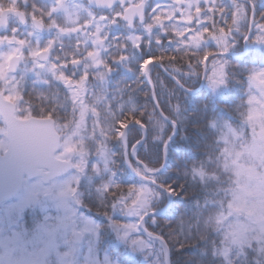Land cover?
Returning a JSON list of instances; mask_svg holds the SVG:
<instances>
[{
	"label": "trees",
	"instance_id": "obj_1",
	"mask_svg": "<svg viewBox=\"0 0 264 264\" xmlns=\"http://www.w3.org/2000/svg\"><path fill=\"white\" fill-rule=\"evenodd\" d=\"M253 1L257 8L255 20L264 23V0ZM219 2L231 13L234 0ZM235 2L247 7L248 20L230 38L231 52L243 51L245 33L248 34L250 28L249 6L238 0ZM256 34L254 25L244 57H217L227 60L230 65L226 88L214 92L206 81L201 91L190 93L188 89L200 86L203 72L194 74L183 68L178 73L169 65L173 70L170 72L184 85V90L172 78L159 73L160 108L172 123L165 120L152 104L142 108L141 112H138V107L126 109V115L134 112L147 125L148 138L139 153L141 160L150 167L163 164L165 144L175 128L178 131L167 147L166 169L154 177L158 183L170 186L177 193L172 196L171 211L150 216L146 221L148 229L163 237L168 244L171 264H227L221 255L225 246L230 249L228 259L232 264H264V254L259 251L264 247V229L255 230L252 236L237 245L230 238L234 222L242 224L258 217L257 210L250 212L247 207L234 210L238 197L247 186L264 195V122L261 124L253 117L245 119L249 108L244 103L247 75L252 69L264 68V45L255 43ZM213 46L215 42L208 41L201 50H209ZM133 132L138 134L139 130ZM193 168L202 169L203 177L197 175L194 178ZM157 191L161 200L154 206L163 207L169 203L170 196L161 189ZM100 201L94 205L104 211L111 209L108 206L111 202H106V205ZM3 211L4 228L7 229L9 219ZM11 218L15 228L27 232V238L28 232L31 234L43 221V214L33 210L21 219L17 211ZM122 236L119 231L103 233L105 248L121 264H151L155 257L165 259V245L159 240L140 233L136 238L151 244L149 249L142 251L132 245V237L125 240Z\"/></svg>",
	"mask_w": 264,
	"mask_h": 264
},
{
	"label": "snow or ice",
	"instance_id": "obj_2",
	"mask_svg": "<svg viewBox=\"0 0 264 264\" xmlns=\"http://www.w3.org/2000/svg\"><path fill=\"white\" fill-rule=\"evenodd\" d=\"M120 2L121 5L124 4V0H120ZM95 3L101 7L112 8L114 0H95ZM58 4L62 6L63 0H58ZM145 4L146 0H136L135 3H130L129 6L122 7V10L114 11L111 17H100V21H108L112 25L117 24L119 21H124L130 28L133 27L134 22L138 20L141 24H144V31L149 34V39L147 40L149 46L153 43L150 37L154 29H160L164 36H170L172 38L168 40L170 47L167 51H161L156 55H149L140 62V72L151 79L152 65H171L178 73L181 72L183 68H187L189 72L194 74L203 72L207 79L208 86L214 92L218 89L226 88L229 81L230 68L228 61L217 59V54L211 50L202 51L201 49L206 42L215 41L216 45L219 46L221 53H227L229 49L233 47L230 42L233 33L239 31L240 25L248 20L247 7L239 5L234 0L233 9L230 17H228L225 15L228 10L221 5L219 0H170L169 5L154 6L152 9L151 20L145 24ZM253 8H255V5H253ZM10 10L14 11L15 9ZM56 10V8H52L46 13V15L51 17L52 13ZM32 19L35 28L43 29L47 27L50 29L55 27L60 34L80 32L83 29L92 27L93 22L95 21V17H92L91 19L86 20L83 25L66 29L59 27L55 20H52L51 23L45 25L43 17H37L35 14H33ZM251 22L257 29V34L254 38L255 43L264 45V23L255 20V12L252 13ZM11 31L13 33L11 36H0V45L7 42L9 45L15 43L20 47L13 48L8 53H0V58L4 60V64L0 65V80L5 79L4 71L7 68L13 67V64L11 63L13 60L24 58L21 53V48L28 43L26 40L19 39L15 36L18 29L13 28ZM101 32L102 28L97 26L94 32L90 34L94 47L86 48L83 58L79 55L73 54L66 58L61 64L52 63L48 68V71L53 74L56 80L63 82V84L67 86L70 92L69 98L77 103H79V93L86 88V83L89 79V67H103L105 72L100 73L103 79H106L107 76H110L113 72L112 66L100 55L101 50H108L106 47L108 35H101ZM248 38L246 32L245 40ZM112 39L119 40L120 37H113ZM55 43L54 40H50L43 48L39 46L32 48L30 50V56L32 58H40L47 61ZM144 43V36L140 34L128 36L125 39V42L116 45L121 51L118 55H113L111 57L113 63L123 64L130 59V57L126 55V50L129 48V45L133 48L141 49ZM173 43L175 44L174 47H172ZM155 44L163 45V41L160 38H157ZM79 46L80 41H77V49ZM82 64H84L85 67L81 72L79 79H74V76L69 75L66 71L69 65L79 67ZM39 67L44 68V65L41 64ZM253 89L259 92V97L253 93ZM4 99L15 106L17 102L22 100V96L19 92H15L13 95L4 97ZM244 103L249 108V114L245 119L251 120L252 113L264 111V68L252 69L247 75V92ZM257 105L259 107H255ZM93 112H95V109H93ZM53 115L54 113L50 111L46 114V118L52 119ZM142 115L143 113H141V116ZM80 118L81 120L85 119L84 112H81ZM31 119V115L23 117L24 121ZM165 119H167V117H165ZM130 124L139 125L142 129L147 131V125L143 123V120L140 117L132 112L124 116L122 119H117L115 121L113 138L126 143V131L129 129ZM262 131H264V128H262ZM161 132H163V126H161ZM0 134L5 137L4 140H0V151L5 153L12 152L14 156L20 158L22 156L23 145L22 129L18 127L11 118H9L7 129L0 130ZM102 135L107 136V133H102ZM156 139H159V137H156ZM169 139H171V137H169ZM80 143L83 144L84 141L81 140ZM56 146L57 145L55 144L53 145V147ZM166 146L167 145L165 144V147ZM133 148H135V145ZM76 151L77 145L68 142L64 146V153L53 159L67 164L69 162L64 159V157L67 154ZM79 151L82 156L85 155L84 148H80ZM100 154L104 161L103 168H101L100 165H94L93 172L96 174H100L101 171L108 172L112 175L113 179L108 183H104L99 191L103 192L106 196L111 197V208L113 210L119 209L128 216L136 218V222L134 223L115 224L116 229L123 233L122 238L127 240L132 233L141 231V225L144 224L146 217L155 215L154 203L159 200L160 192L154 190L152 185L157 183L154 179L157 169L149 167V165L143 161H138L140 167L133 169V171L137 176H140L142 180L146 181V183L140 186H124L115 181V172H112L109 167L110 156L104 145H101ZM39 163V160L28 161L18 176L13 174L10 170H6L3 164L0 163V205H3L6 200L9 202L7 208L4 209L7 216L11 217L13 213L19 211L20 218L24 219L28 213L33 210L44 211V209L40 207V201L36 195V189L42 185V181L38 180L35 184H28V182L23 179L24 171L28 173L29 178L42 174L45 176L51 174L42 173L41 168L38 166ZM75 167L81 172L85 171L83 161L80 164L75 165ZM53 169L54 171H62V169L55 165H53ZM192 173L194 178L197 175L200 177H203L204 175L202 169L198 168H193ZM6 187L8 188V191L5 194L4 190ZM158 187L167 192L169 196L177 194L170 186L160 184ZM22 189L24 190L23 197L21 193ZM68 193L78 196L79 189L69 188ZM68 193L61 192L60 195L63 196ZM43 194L46 197L49 196L50 190L45 189ZM20 199H23L24 206L22 208H19L17 203ZM77 203L79 204L80 201L77 200ZM30 205H35V207ZM234 210L238 211L239 209ZM159 211L163 214H167L171 211V206L161 208ZM107 214L108 213L105 212V215ZM50 219L51 217L45 216L43 221L47 222ZM217 223H219V218H217ZM61 224H63V220H61ZM87 230L88 229H85L84 231ZM144 231H147V229L145 228ZM82 236L83 231H74L73 241L69 242L66 240L65 243L78 244ZM148 236L152 239L163 242V237L154 236L152 232H148ZM225 240H227V237H225ZM131 243L142 251L151 247L150 242H145L140 238L132 239ZM232 243H236V241H232ZM259 251L261 254H264V247L260 248ZM229 254L230 249L225 246L221 251V255L224 256L227 264H232V261L228 259ZM107 260L108 258L105 256L106 264ZM168 260L169 258L165 256V264H168Z\"/></svg>",
	"mask_w": 264,
	"mask_h": 264
},
{
	"label": "flooded vegetation",
	"instance_id": "obj_3",
	"mask_svg": "<svg viewBox=\"0 0 264 264\" xmlns=\"http://www.w3.org/2000/svg\"><path fill=\"white\" fill-rule=\"evenodd\" d=\"M162 1L163 0H151L147 3L145 24L151 20L153 7L156 5H163L158 4ZM135 2L136 0H134V3ZM129 4L130 3L127 2L121 5V2L119 1L115 3L112 8H93L86 0H63L62 6L58 4V0H0V18L4 12L12 11L10 9H15L14 12H16V14L12 13L8 15L6 21L8 27L6 30L0 32V36H11L13 35L11 30L13 28L18 29L15 36L28 42L26 46L21 48V53L25 60L23 66L25 67L27 65V69L25 68L22 71H48V68L52 63L61 64L66 58L73 54L79 55L83 58L86 48L94 47L90 34L94 32L97 26H100L102 28L101 35H108V41L106 42L108 50H101L100 55L113 68V74L107 76L112 82V79L115 81L116 79H122V77L126 75V71L140 70L138 66L146 55L159 54L163 51L165 46L169 45L165 43L167 36L162 35L163 33L160 29H154L155 35L150 37L153 43L149 46L147 43L149 35H147L144 31V24H141L138 20L134 22V26L131 28L124 21H119L115 25L110 24L108 21H100L101 16L111 17L114 11L122 10V7L129 6ZM52 8H56L57 10L52 13L51 17H49L46 13H48ZM33 14L37 17H43L45 25L51 23L52 20H55L59 27L66 29L83 25L86 20H89L92 17H95V21L93 22L92 27L83 29L80 32L60 34L58 29L55 27L50 29L47 27L43 29L35 28L34 21L32 19ZM1 24H3V21H1ZM136 34L144 36L145 43L142 45L141 49H136L129 45V48L126 50V55H128L130 59L125 61L123 64L113 63L111 57L113 55H118L121 51L118 47H116V45H119L121 42H125V39L128 36ZM113 37H120V39L113 40ZM157 38H160L163 41V45L155 44V40ZM170 39L171 38H167L166 41L168 42ZM50 40H54L56 43L49 54L47 61L40 58H32L30 56V50L32 48L37 46L43 48ZM77 41H80L78 49L76 47ZM16 47L20 46L15 43L9 45L5 42L3 45H0V53H8L11 49ZM41 64L44 65V68L39 67ZM130 64H132V69L129 67ZM84 67V64L79 67L69 65L66 71L69 75H73L74 79H79ZM153 67L154 65H152L151 68ZM88 71L89 79L86 83L85 90L96 93V99L94 100L96 102L99 101L100 104L103 105V102L107 100L106 93L110 92L107 87L108 79H103L100 75V73L105 72V69L103 67H89ZM44 77L45 79H39L33 74L31 76L35 83H38V81L42 82V86L46 89V91L47 89L52 88V93L49 94L48 92L47 94V98H50L52 100L51 102L55 105H67L66 107L69 108L77 105L76 101L69 98V89L63 84V82L56 80L52 73L45 74ZM82 99L83 91L79 93V101L81 102Z\"/></svg>",
	"mask_w": 264,
	"mask_h": 264
},
{
	"label": "rangeland",
	"instance_id": "obj_4",
	"mask_svg": "<svg viewBox=\"0 0 264 264\" xmlns=\"http://www.w3.org/2000/svg\"><path fill=\"white\" fill-rule=\"evenodd\" d=\"M3 64L4 60L2 59L1 65ZM4 77L6 80L8 79V82H5L3 85L6 91L8 92L9 90L15 89L16 85L11 84V79L7 76L6 71H4ZM255 92V95L259 97V92ZM14 93L15 91L13 90L9 95H13ZM255 107L259 106L257 105ZM83 109V111H86L87 107L85 106ZM252 114L258 120L264 118V111H257ZM81 127L82 129L86 127L83 122ZM3 129L5 128L0 126V130ZM80 131L81 130L74 131L76 133V138L69 137L64 143L70 142L76 144L77 150H79L81 148L80 141L87 140L89 134H83ZM4 139L5 137L0 134V140ZM107 152L108 154L110 153L109 151ZM101 159L103 160V158ZM76 178L77 176L70 175L66 179L56 181L50 188H45L44 185H41L36 189L37 197L43 194L45 189L50 190V195L47 196V201L44 203L43 209L44 212H46L44 217L49 216L51 219L44 222L37 230L36 234H32L30 243L28 244L17 230H13L12 232V244L10 246L8 245L9 241L7 237L2 236L0 233V244L7 246L5 248V253L0 254V264H106L105 256L108 258L107 264H118L110 254L101 253L98 250V225L92 218L88 217L87 214L83 212V210H87V208L81 206L77 210L69 202L71 193H68V189L73 188ZM35 182L36 181L28 182V184H35ZM61 192L68 194L62 196L60 195ZM23 195L24 192L22 193V197ZM17 203L19 208L24 206L23 199L18 200ZM236 207H238V209L247 207L250 212L252 210H257L258 217L255 218V220L242 224L234 222L231 226L230 233L231 241H236V243H233L234 245H237L241 240L248 238L250 235L252 236L255 230L264 229V195L255 188H250L249 186L246 188L245 192L239 196ZM61 220H63V224H61ZM134 222H136V218L127 221V223ZM1 227L2 226H0V228ZM85 229L88 230L84 231ZM74 231H83L84 236L81 241L78 244L65 243L66 240L69 242L73 241ZM157 264H161L158 259Z\"/></svg>",
	"mask_w": 264,
	"mask_h": 264
},
{
	"label": "water",
	"instance_id": "obj_5",
	"mask_svg": "<svg viewBox=\"0 0 264 264\" xmlns=\"http://www.w3.org/2000/svg\"><path fill=\"white\" fill-rule=\"evenodd\" d=\"M0 115L5 119L7 127L8 119L11 118L23 131L22 156L18 158L12 152H8L5 155L0 154V163L3 164L6 170H10L18 176L28 161L39 160L40 163L38 166L41 168L42 173L51 174L47 176L43 174L33 176L30 179L41 176L44 182L48 183L51 179L71 169L68 163L64 164L62 161L53 159L60 148V137L56 133L53 120L33 117L31 120L24 121L23 119L17 118L15 106L7 102L1 94ZM54 144L57 146L53 147ZM53 165L59 167L62 171H54ZM46 169L49 171L46 172ZM24 175L28 176V173L26 171L23 172V179ZM7 191L8 188L6 187L4 190L5 194Z\"/></svg>",
	"mask_w": 264,
	"mask_h": 264
}]
</instances>
